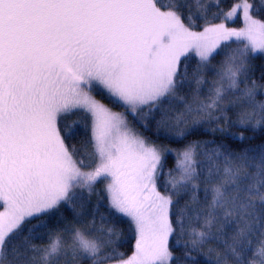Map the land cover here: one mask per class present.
<instances>
[{"label":"snow or ice","instance_id":"snow-or-ice-1","mask_svg":"<svg viewBox=\"0 0 264 264\" xmlns=\"http://www.w3.org/2000/svg\"><path fill=\"white\" fill-rule=\"evenodd\" d=\"M222 2L194 0V11L193 0H0V264H200L193 252L203 255L205 244L228 231L232 242L222 241L224 252L206 257L207 264H264V145L206 149L197 173L199 141L179 151L150 144L93 95L145 127L154 121L157 135L180 142L201 120L174 131L185 114L171 117V102L191 80L204 84L207 69L219 77L212 95L186 112L227 121L221 105L230 93L238 112L229 122L264 129V102L256 100L264 86L255 80L249 86L247 75L250 58L264 54V0H230L227 10ZM191 53L198 61L190 71ZM74 112L83 121L69 122ZM89 117L90 138L72 143ZM89 144L91 163L84 158ZM173 153L182 173L158 187ZM201 177L211 185L207 210L180 206L178 197L195 192ZM101 180L108 181L107 204L101 211L97 201L91 221L101 235L67 224L49 229L43 217L53 218L63 205L75 211L77 200L83 208L77 189L90 196ZM204 192L207 200L209 188ZM125 220L135 241L127 256L120 247L128 237L118 227ZM45 234L46 244L34 243Z\"/></svg>","mask_w":264,"mask_h":264},{"label":"trees","instance_id":"trees-1","mask_svg":"<svg viewBox=\"0 0 264 264\" xmlns=\"http://www.w3.org/2000/svg\"><path fill=\"white\" fill-rule=\"evenodd\" d=\"M229 6H230V0H223L221 7L227 10V7ZM192 7L193 10L195 11L194 8H196V6L194 5V3H192ZM210 11H217V9L212 8ZM218 60H221V57H217L212 61V63L216 65L217 70L219 66ZM197 61H198V57H196L193 54H189V57L186 62L190 66V71L191 68L195 67ZM250 64L251 67L249 68L247 73L249 86L252 80H255L258 85L264 86V76H262V74H264V54H256L255 57L250 58ZM203 76L206 81L204 84L198 86L194 79L191 80L189 84H185L184 87L178 91L176 98L173 99L171 102L170 112H169V115L171 117H175L176 115H179L181 113L185 114L184 123L180 124L179 128L174 129V131H179L185 127H191L193 119L201 120V123L197 125V131L191 133L190 135H187L180 142H176L173 139L166 138L163 134L157 135L154 121L148 122V126L145 127L132 115L128 114V111L125 108L121 107L119 104H113L110 100L107 99L106 96L102 94H98L95 91L93 92V95H95L97 98H99L104 103L109 105L111 108L127 115L130 121V125L136 130V132L140 136H142L145 140L155 145H163L169 148L180 150L191 143L199 141L200 144L199 147L197 148L195 159L197 161L196 171L197 173H200L201 162L207 163L206 154H205L206 149L210 150L216 147L217 145L224 144L227 145L230 150H234L238 152L241 149L256 148L257 146L264 145V129L253 131L251 128H242L237 126L236 124L229 122V121H235L237 119V112H238L237 109L231 108L229 105V101L234 99V97L230 93L225 94L224 100L221 105L222 107L225 108L226 115L228 117L227 121L224 119H219V120L210 119L206 113L186 112V108L188 105H191L193 108H196L198 107L200 102H208L209 97L212 95L209 89H212L214 87L213 81H217L218 76L216 75V72L208 71L207 69L203 72ZM243 79L244 76L242 75L241 80ZM239 87L244 88L245 87L244 83H241ZM181 97L183 99H181ZM256 100L258 102H264V87L259 88L258 94L256 96ZM214 115H219V112L214 113ZM76 119H81L83 121V114L81 112H76V113H72L71 116L67 117V120L69 122ZM157 119H159V116H157ZM217 127H223L225 131L213 132L212 129H216ZM232 134H236V135H232ZM239 134H243V136L245 137L243 141L237 139V136ZM90 136H91V121L88 118L87 128H84L82 123V126L80 128V134L72 141V143L79 144L81 141L89 139ZM206 141L209 142L215 141V144L212 143L205 144L204 142ZM84 158L89 163H91L94 159V156L92 155V146L90 144L87 148V152L84 154ZM169 169L172 170V175H175V171L177 170V157L175 156V154L168 155L166 157V166L164 170L165 175L160 177L159 184H161L164 179L170 178L167 176V172ZM204 174L205 175L207 174L206 169L204 171ZM196 184L198 185V188L195 190V192L192 191L184 192L181 193L180 197H178L180 206L183 207L184 205L187 204L190 208H199L206 211L208 204H210L211 202V191H210L211 185H206L203 182L202 177L198 179ZM189 187H191V185H189ZM205 187L209 188L207 200H205V192H204ZM83 196L85 201H88L87 203H88L89 211L87 212L86 215L85 213H83L85 209H83L84 207L81 208L79 200L75 202V211L73 210V208L63 205L61 206L60 212L56 214L53 218L51 219L48 217L42 218L48 221L49 229L54 231L57 227L63 228L66 224L69 226L79 225L77 219L79 217L76 215V213L78 212L83 213L81 215L82 218L86 219L87 224L90 225L93 219L92 209L98 200L102 201L100 210L101 211L105 210V205L107 204L106 196H104L105 199L103 196H100V193L94 196H89L88 194L85 193ZM194 196L195 199H193ZM61 215L63 219H60ZM57 219H59V224L56 223ZM31 223L34 224L37 223V221L32 220ZM99 224H100L99 216L97 215L96 225ZM118 227L123 230L124 236L128 237V242L120 247V251L124 252L125 256L130 255L131 252L134 250V243H135L134 232L129 231V224L126 220L120 222ZM216 228H219V222L217 223ZM233 234L234 233L232 231H228L226 235L221 236L219 241L213 240L205 244L202 249L203 255H199L196 252H193V256L197 257L200 264H207V260L205 258L211 257L214 260L217 253L222 254L225 249V245L222 241L227 240L229 243H231L232 242L231 238ZM47 242H48L47 234H45L40 239L34 240V243H36L37 245L46 244ZM209 249H212V251L210 252ZM176 251L179 254L180 250L177 249ZM9 259H11V257H9ZM73 264H77V261H73ZM80 264H90V262H80Z\"/></svg>","mask_w":264,"mask_h":264},{"label":"rangeland","instance_id":"rangeland-1","mask_svg":"<svg viewBox=\"0 0 264 264\" xmlns=\"http://www.w3.org/2000/svg\"><path fill=\"white\" fill-rule=\"evenodd\" d=\"M201 2L202 3H204V4H210V3H212V0H201ZM193 3H194V0H193ZM194 5H195V3H194ZM196 6V5H195ZM195 10H196V8H194ZM218 22V21H217ZM239 25V22L237 21V23H236V25H230V26H238ZM196 30H200L199 28H197ZM231 47L232 48H235V47H237V45L236 44H232L231 45ZM191 54H193V55H195L194 53H191ZM220 59V58H219ZM221 59H223V57H221ZM219 61V60H218ZM219 68H220V64H219V66H218V70H219ZM218 79H219V77H218ZM97 98V97H96ZM98 100H100L99 98H97ZM103 104H105V106L106 107H108L111 111H113V112H117V113H121V112H118L117 110H115V109H113V108H111L109 105H107L106 103H104L102 100H100ZM127 110V109H126ZM128 111V110H127ZM74 113H76V112H74ZM123 115H124V119H125V122H126V124H127V126H128V128L129 129H131V131L135 134V135H137V136H139V137H141V138H143L142 136H140L137 132H136V130L130 125V121H129V118L127 117V115H125L124 113H122ZM72 114H69L68 115V117L69 116H71ZM89 119H90V121H91V118L89 117ZM144 139V138H143ZM146 142H148V143H150V144H153V143H151V142H149V141H147V140H145ZM158 146H163V145H158ZM163 147H166V146H163ZM166 148H169V147H166ZM172 149H174V148H172ZM175 150H177V151H179V149H175ZM181 150V149H180ZM173 154H175V153H173ZM175 156L177 157V170L175 171V175H172V177H170V178H179L180 177V175H181V173H182V169L180 168V167H178V165H179V162H180V160H181V157H179V156H177L176 154H175ZM196 156V155H195ZM194 159H195V157H194ZM196 160V159H195ZM85 170H88V169H85ZM169 178V179H170ZM160 179V178H159ZM158 179V187L160 186V184H159V180ZM197 181H198V179L197 180H195L194 181V183H197ZM107 180H101V181H99L95 186H94V191L92 192V194L90 195V196H94V195H96V194H99L100 193V196H106V199H107V193L104 191V187H105V185L107 184ZM77 191L78 192H85L86 194H88V191H87V189H83V190H81V189H77ZM85 193H83V195L85 194ZM89 195V194H88ZM104 199H105V197H104ZM88 202V201H87ZM106 202H107V200H106ZM83 209H85L84 211H83V213H85V215L87 214V212L89 211V208H88V203H86L85 204V206H84V208ZM3 209L2 208H0V211H2ZM80 213V212H79ZM79 218H77L78 219V224L79 225H74L75 227H78V228H80V229H82V230H84L85 231V234L86 235H88L89 233H91V235H96V236H99V235H101L100 233H98V232H94L93 231V225L92 224H87V222H86V219H84V218H82V216L80 215V216H78ZM82 218V219H81ZM97 227L99 226V225H96ZM59 264H63V260H61L60 262H59Z\"/></svg>","mask_w":264,"mask_h":264}]
</instances>
